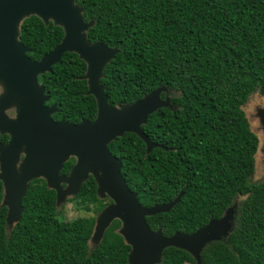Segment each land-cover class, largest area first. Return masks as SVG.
Returning <instances> with one entry per match:
<instances>
[{"label": "trees", "instance_id": "trees-1", "mask_svg": "<svg viewBox=\"0 0 264 264\" xmlns=\"http://www.w3.org/2000/svg\"><path fill=\"white\" fill-rule=\"evenodd\" d=\"M83 8L91 42L119 52L104 69L101 83L113 105L129 104L159 87L171 106L150 114L143 124L160 146L126 132L110 142L122 159L128 186L151 207L174 200L167 212L147 216L151 229L165 236L188 234L221 218L229 207L236 215L229 235L208 243L202 264H264V178L252 180L260 139L244 109L252 95L264 97V0H75ZM20 40L39 60L64 35L37 15L21 23ZM87 63L65 52L52 70L39 76L56 120H94L98 104L82 77ZM8 134L0 132V142ZM76 162H65L69 174ZM0 180V264H130L132 246L115 219L100 242L92 240L97 215L110 203L98 195L90 176L69 201L95 215L62 217L57 192L45 178L29 182L20 221L7 226ZM196 264L187 250L170 246L159 264Z\"/></svg>", "mask_w": 264, "mask_h": 264}, {"label": "water", "instance_id": "water-1", "mask_svg": "<svg viewBox=\"0 0 264 264\" xmlns=\"http://www.w3.org/2000/svg\"><path fill=\"white\" fill-rule=\"evenodd\" d=\"M32 15L64 29L61 41L39 60L29 56L32 49L20 40L21 23ZM93 25V20L85 21L83 8L75 0H0V132L10 136L7 143L0 142L7 226L12 228L20 221L30 181L45 178L48 186L56 190L60 203L68 195L78 194L92 175L98 183V195L112 199L97 215L93 241L100 242L108 226L119 219L120 233L132 246L130 264H159L163 251L170 246L187 250L196 258V264H202L204 247L229 235L236 206L191 234L177 231L165 236L162 229H151L147 216L170 211L183 193L168 203L143 206L138 192L128 186L122 173V159L110 151L109 144L126 132H134L145 141L148 152L160 146L142 126L150 114L171 106V99H163L161 93L166 88L159 87L133 103L111 104L101 79L119 49L91 42L88 30ZM65 52H76L87 63L82 78L87 80L88 93L95 96L98 104L94 120H56L53 114L58 111L57 103L47 104L51 96L39 76L51 71ZM11 109L15 111L13 116L8 113ZM72 157L76 158L75 164L69 174H63L65 162Z\"/></svg>", "mask_w": 264, "mask_h": 264}, {"label": "rangeland", "instance_id": "rangeland-1", "mask_svg": "<svg viewBox=\"0 0 264 264\" xmlns=\"http://www.w3.org/2000/svg\"><path fill=\"white\" fill-rule=\"evenodd\" d=\"M1 92L2 87L0 86V93ZM244 109L249 117L252 129L257 133L260 139L259 151L256 157L257 168L252 178L254 182H259L264 178V118L262 116V112L264 111V97L260 94L252 95L245 105ZM8 113L13 116L15 114V111L14 109H11L8 111ZM63 186L64 188L66 187L65 185ZM70 197L71 195H68L67 201L60 204L63 219L72 220L80 216H90L96 214L93 210L87 211L84 208L80 207L74 200L69 201L68 199ZM183 264L192 263L184 262Z\"/></svg>", "mask_w": 264, "mask_h": 264}, {"label": "flooded vegetation", "instance_id": "flooded-vegetation-1", "mask_svg": "<svg viewBox=\"0 0 264 264\" xmlns=\"http://www.w3.org/2000/svg\"><path fill=\"white\" fill-rule=\"evenodd\" d=\"M50 105V104H49ZM22 158H23V156H22Z\"/></svg>", "mask_w": 264, "mask_h": 264}]
</instances>
